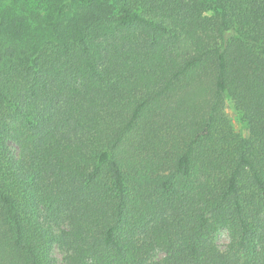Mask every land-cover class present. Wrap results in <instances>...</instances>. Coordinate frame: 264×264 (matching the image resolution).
I'll list each match as a JSON object with an SVG mask.
<instances>
[{"label": "trees", "instance_id": "16d2710c", "mask_svg": "<svg viewBox=\"0 0 264 264\" xmlns=\"http://www.w3.org/2000/svg\"><path fill=\"white\" fill-rule=\"evenodd\" d=\"M57 247L264 264V0H0V264Z\"/></svg>", "mask_w": 264, "mask_h": 264}, {"label": "rangeland", "instance_id": "374dc122", "mask_svg": "<svg viewBox=\"0 0 264 264\" xmlns=\"http://www.w3.org/2000/svg\"><path fill=\"white\" fill-rule=\"evenodd\" d=\"M227 110L230 112V114L233 117H236L235 116V112L232 110L231 107H228ZM237 127H239V126L237 125ZM219 242H220V244H221L222 247H225L228 244V242H229V235H228V232L227 231H224L221 234L220 239H219ZM55 255L58 258V264H65V262H64V252L62 251V249L60 247H57L55 249Z\"/></svg>", "mask_w": 264, "mask_h": 264}]
</instances>
